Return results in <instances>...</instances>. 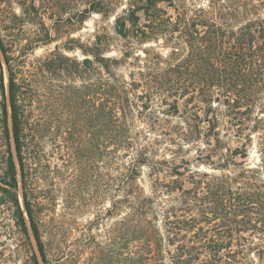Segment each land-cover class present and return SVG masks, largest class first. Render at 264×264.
<instances>
[{"label": "trees", "instance_id": "obj_1", "mask_svg": "<svg viewBox=\"0 0 264 264\" xmlns=\"http://www.w3.org/2000/svg\"><path fill=\"white\" fill-rule=\"evenodd\" d=\"M131 1L116 32L142 11L152 26L139 40L177 31L185 56L125 78L114 72L124 58L104 56L99 36L35 55L102 0H0V223L9 217L30 264H264V16L230 26L199 8L169 28L159 0ZM153 101L169 116L183 108L186 142L219 143L223 120L240 146L212 165L228 172L149 159L135 120ZM253 134L258 163L231 172ZM103 215L112 221L99 230Z\"/></svg>", "mask_w": 264, "mask_h": 264}, {"label": "rangeland", "instance_id": "obj_2", "mask_svg": "<svg viewBox=\"0 0 264 264\" xmlns=\"http://www.w3.org/2000/svg\"><path fill=\"white\" fill-rule=\"evenodd\" d=\"M103 11L92 12L87 16L82 24H77L76 28H69L68 22H65L60 28V36L49 45H40L34 51L35 55L47 53L54 48L56 43L65 41L69 37L78 38L82 43L87 45H96V36L101 41V52L104 56L124 58L114 72L117 75H124L128 78L132 71L136 77L139 72L147 66H164L167 60L176 61L187 53L185 42L179 39L178 32L171 34H152L151 38L140 41L142 32L149 33L152 23L146 20L142 11L138 12L140 20L138 25L125 23L126 36L123 37L116 32L115 18L123 15L124 11L130 7L131 0H102ZM136 5V4H135ZM158 7L163 10L162 19L170 28L174 25L177 16L181 15L189 18L193 15L194 10L204 8L210 11V14L219 22L226 23L230 26H237L247 20L264 16V0H159ZM147 25V26H144ZM178 39H177V38ZM70 56H76L83 59L86 55L79 49L66 51ZM29 58H33L31 55ZM169 58V59H168ZM5 72V83H7ZM157 101H153L150 111L145 113L144 118H136L135 129L141 132V145L145 148L146 155L149 159H166L176 164L180 170L185 166L191 169L206 171L212 174L228 172L227 170L217 169L212 165L221 157V153L226 152L225 148L234 150L240 146L239 139L232 133H227L222 126L223 120L218 123L219 143L215 136H211V144H205V136L197 140L184 141L182 133L190 129L185 124V115L181 113L183 108L180 106V113L175 115H166L162 113V108ZM164 109V108H163ZM202 132L206 131V124H202ZM192 129V127H191ZM260 140L253 134L252 141L246 148L247 156L244 157L242 150L234 157L236 165H230L229 170L237 173L241 164L246 168H254L259 160ZM143 173V186L148 189V178L146 170ZM241 181V180H240ZM242 182V181H241ZM20 192V191H19ZM20 195V194H19ZM108 206L106 202L105 207ZM61 209L58 201L57 211ZM101 220L99 230L111 223V217H105ZM92 218L88 214L78 219L82 224ZM13 225L6 215L0 223V264H30L28 252L23 247L17 245L12 232ZM94 231L98 229L94 228ZM16 237V236H15ZM256 242V238L249 240L251 243ZM257 243V242H256ZM252 251H246L249 257H254ZM28 254V255H27ZM39 258V256H38Z\"/></svg>", "mask_w": 264, "mask_h": 264}]
</instances>
